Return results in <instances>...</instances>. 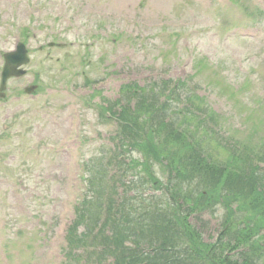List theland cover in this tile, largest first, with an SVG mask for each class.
I'll list each match as a JSON object with an SVG mask.
<instances>
[{
    "label": "rangeland",
    "instance_id": "obj_1",
    "mask_svg": "<svg viewBox=\"0 0 264 264\" xmlns=\"http://www.w3.org/2000/svg\"><path fill=\"white\" fill-rule=\"evenodd\" d=\"M239 2L244 13L228 0H0V53L20 35L31 50L26 75L11 79L0 100V221L6 224L0 227V264H90L86 258L102 245L93 234L105 214L100 199L119 208L124 194L115 180L113 195V180L102 171L110 165L115 122L99 118L94 104L118 98L121 85L192 75L189 88L222 116L218 141L223 133L261 146L264 0ZM256 11L260 17H252ZM244 33L250 37H240ZM201 55L207 59L198 70ZM37 71L38 90L22 93ZM110 74L98 93L85 89V81ZM69 103L76 105L78 126ZM102 159L107 165L101 167ZM158 176H167L161 167ZM145 194L152 197L145 202L150 206L168 195L152 187ZM89 197L92 202H83ZM224 214L217 202L211 211H191L189 220L212 242ZM61 222L65 233L70 228L68 239L57 235Z\"/></svg>",
    "mask_w": 264,
    "mask_h": 264
},
{
    "label": "trees",
    "instance_id": "obj_2",
    "mask_svg": "<svg viewBox=\"0 0 264 264\" xmlns=\"http://www.w3.org/2000/svg\"><path fill=\"white\" fill-rule=\"evenodd\" d=\"M232 1L241 6L239 0ZM179 85L180 82H177L174 87L178 88ZM135 87L130 95L126 94L127 97L138 93ZM153 87L161 89L155 92ZM139 88L141 108L125 107L117 116L119 126L127 136L126 140L143 153L147 162L150 157L167 160L165 155H173L166 166L178 179L170 187L177 201L181 198L182 202H176L171 214L153 216L145 225L146 230L153 234V242L155 240L149 252L138 243L135 244L137 248L125 243L130 235H135V230L118 231L119 219L109 204L107 210L110 218L107 224L114 226L116 235L103 232L101 237L106 242L103 252L115 258L111 264H264L261 235L264 231V151L260 154L262 149L253 145L250 150L256 149V152L252 153L242 146L245 151L238 149L237 154L236 147L227 145L222 149V159H213L201 145L202 132L205 130L208 134L203 128V118H195L194 112L188 114L186 108L180 106L183 102L173 93L168 81L163 79L161 83L145 87L150 88L149 92ZM122 90L125 91L124 88ZM173 97L177 102L175 114L169 106ZM185 97L198 109L190 95ZM105 109L101 108L103 114ZM146 113L156 115L157 120L151 119L150 122V117L144 115ZM188 179L195 184L199 179L206 182L204 192L197 195L198 199H190L189 195L180 197V185ZM219 201L223 202L225 208V220L216 241L207 244L189 224V213L185 210L211 209ZM126 226L123 224L121 229Z\"/></svg>",
    "mask_w": 264,
    "mask_h": 264
},
{
    "label": "water",
    "instance_id": "obj_3",
    "mask_svg": "<svg viewBox=\"0 0 264 264\" xmlns=\"http://www.w3.org/2000/svg\"><path fill=\"white\" fill-rule=\"evenodd\" d=\"M24 49L21 46L19 48V50H17L15 53H11V54H7L6 55V59H8L7 61V65L4 68V75L8 76L10 75V70L12 68H15L16 65L24 62L26 60L25 54H24Z\"/></svg>",
    "mask_w": 264,
    "mask_h": 264
}]
</instances>
